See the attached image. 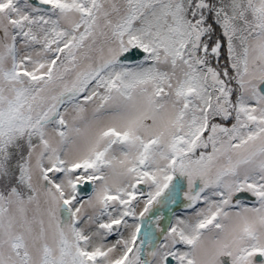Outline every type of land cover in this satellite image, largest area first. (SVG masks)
Listing matches in <instances>:
<instances>
[{
	"label": "snow or ice",
	"instance_id": "obj_1",
	"mask_svg": "<svg viewBox=\"0 0 264 264\" xmlns=\"http://www.w3.org/2000/svg\"><path fill=\"white\" fill-rule=\"evenodd\" d=\"M0 264H264V0H0Z\"/></svg>",
	"mask_w": 264,
	"mask_h": 264
}]
</instances>
